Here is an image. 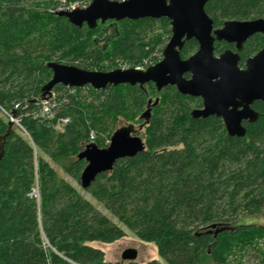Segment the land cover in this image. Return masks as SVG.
Returning a JSON list of instances; mask_svg holds the SVG:
<instances>
[{
  "label": "trees",
  "instance_id": "16d2710c",
  "mask_svg": "<svg viewBox=\"0 0 264 264\" xmlns=\"http://www.w3.org/2000/svg\"><path fill=\"white\" fill-rule=\"evenodd\" d=\"M58 1L0 0V264H112L88 244L118 241L124 229L153 243L165 264H230L249 249L264 264V226L246 223L264 219V105L253 103L258 119L244 123L241 138L229 137L217 117L191 118L199 99L170 86L158 92L152 83L86 86L75 95L58 85L52 90L57 112L34 117L52 75L47 64L88 71L78 64L115 57L139 62L162 43L159 28L170 38L167 19L79 28L56 15ZM204 11L216 29L226 21L264 19V0H209ZM263 46V36L247 40L239 66ZM224 48L215 42L214 54ZM196 50L195 40L187 41L180 56ZM10 118L17 125L9 127ZM62 118L68 122L58 131ZM118 118L142 125L143 150L81 189L113 222L58 170L78 180L85 167L78 154L89 144L106 148Z\"/></svg>",
  "mask_w": 264,
  "mask_h": 264
},
{
  "label": "water",
  "instance_id": "95a60500",
  "mask_svg": "<svg viewBox=\"0 0 264 264\" xmlns=\"http://www.w3.org/2000/svg\"><path fill=\"white\" fill-rule=\"evenodd\" d=\"M208 1L92 0L85 9L55 12L73 26L80 28L84 25L89 30L108 21L167 19L171 36L162 51V59L144 71L132 68L97 72L51 62L47 64L51 79L41 89V100L48 99L58 85L70 88L89 86L99 91L109 86L142 87L152 83L158 92L170 86L183 96L201 101V108L190 112L191 118L217 117L222 120L229 137H244V123L252 124L258 119V114L252 109L253 103L260 101L264 105V47L246 59L243 68L238 64L239 52L249 37L255 34L264 36V19L226 21L214 29L204 11ZM190 40H195L197 50L182 59L180 51ZM215 42L234 44L235 52L224 50L215 55ZM147 115L149 110L142 118ZM13 123L10 120L8 126ZM143 148L144 143L137 132H133L132 126L117 129L106 148L87 145L77 156L85 162L79 176L80 188L88 189L98 175L110 172L116 161L134 157ZM136 258L134 249H126L121 254L123 262H133Z\"/></svg>",
  "mask_w": 264,
  "mask_h": 264
},
{
  "label": "rangeland",
  "instance_id": "374dc122",
  "mask_svg": "<svg viewBox=\"0 0 264 264\" xmlns=\"http://www.w3.org/2000/svg\"><path fill=\"white\" fill-rule=\"evenodd\" d=\"M58 3H59V1H58ZM155 34L161 35L160 40L162 41V43L159 46L156 45L154 47V49L151 50V52L146 57L141 59V61H139V62L138 61L125 60V59L120 58V57H115L112 59H106V60L102 61L101 63H97V65H95V66L88 65L87 63H89V61L88 62H82L84 64H78V65H80L81 67L87 68L88 71L110 72V71H113L116 69H132V68L134 69L140 62H143V60H145V59L150 63H158V61H160V58L162 57V49H164V47L166 46V44L168 42L167 40H169V39H167L168 34L165 32L164 29L159 28L155 32ZM169 35L171 36V33ZM163 42H165V44ZM100 43L104 44V42L102 40L100 41ZM59 93H62V91H60ZM79 95L84 96V97H81L80 99L82 101H85L87 94H84V92L81 91ZM58 107H59V102H58V100H56V98H54L52 101H49L45 105L44 110L46 108L47 113L50 112L51 115H54L55 112H57ZM14 124L17 125V123H14ZM61 125H64V124L60 123V125L56 126V129L58 128L57 129L58 131H61V128H62ZM128 125H129L128 122L122 120L121 118H118V120H116V123H115L116 129H120L122 127H128ZM140 126H142V125L134 124V126H132L133 132L137 131V132H139V133H137V135L143 137L144 131L141 130L142 128ZM91 133L94 135L93 139H96L95 131L90 129L89 135H88L89 141H90V134ZM101 137L103 138L104 136H101ZM44 159L48 160V158H44ZM48 162H50V161L48 160ZM58 172H59V175H61L66 182H68L74 188H76L92 204L96 205L98 210L101 213H103L106 216H108L109 218H111L110 215L96 201H94L90 197V195H88L86 192L81 190L79 179L75 180V179L71 178L70 176L66 175L65 173H63L62 171L58 170ZM111 220L113 222H116V220H114L113 218H111ZM246 223L264 226V219L247 217ZM124 232H125V236L123 238H121L120 240L115 241L113 243L104 244V243H100V242H91L88 245L94 249H97V250H100L101 252H103L104 253V259L107 262H110L112 264H119V263L123 262L121 260V254L126 249H134L137 251V258L135 261L139 264H143V263L150 262V261H156V262H159L160 264H165L163 259H161L160 256L158 255L156 246L153 243L144 242V241L139 240L129 230L124 229ZM262 246H263V244H259V247H262ZM260 261L261 260H260V256H259L258 252L254 251L252 249H249L246 253H244L240 257H238L236 255L235 257L230 258V264H261Z\"/></svg>",
  "mask_w": 264,
  "mask_h": 264
},
{
  "label": "built area",
  "instance_id": "2783aa9c",
  "mask_svg": "<svg viewBox=\"0 0 264 264\" xmlns=\"http://www.w3.org/2000/svg\"><path fill=\"white\" fill-rule=\"evenodd\" d=\"M88 5H89V2L86 0H77V1L68 2V3L65 0H59V3L55 9V12L61 11V10L73 11L76 9H85ZM161 59H162V57L160 58V60ZM154 64H156V63H150L145 59V60H143V62H140L134 69L144 71L148 67L153 66ZM122 70H125V69H122ZM64 89L67 91V93L69 95H75L76 88L64 87ZM56 95H57V93L52 91L51 95L48 97V99L40 100L39 105H38L39 110L34 117L40 118V119H44V118L46 119V118H50V117L52 118L53 115H51L50 112L47 113L46 112L47 109L45 108V110H44V107L49 101H52L54 98H56L55 97ZM10 120H12L14 123H17L16 119L10 118ZM58 122L61 124H66L68 122V119L62 118V119H59ZM93 138H94V135L91 133L90 134V141L94 140Z\"/></svg>",
  "mask_w": 264,
  "mask_h": 264
},
{
  "label": "flooded vegetation",
  "instance_id": "af4514ba",
  "mask_svg": "<svg viewBox=\"0 0 264 264\" xmlns=\"http://www.w3.org/2000/svg\"><path fill=\"white\" fill-rule=\"evenodd\" d=\"M219 28H220V27H219ZM216 29H217V28H216ZM256 35L263 36V35H261V34H255V35H253V36H256ZM253 36L249 37L247 40H249V39L252 38ZM263 37H264V36H263ZM247 40H246V41H247ZM246 41H245V42H246ZM245 42H244V43H245ZM216 43H222V42H216ZM223 43H225L229 48H224L221 52H223L224 50H231V51L235 52V45H234V44H228V43H226V42H223ZM244 43H243V45H244ZM214 44H215V43H214ZM243 45H242V47H243ZM183 46H184V45H183ZM263 47H264V46H263ZM263 47H262V48H263ZM262 48H261V49H262ZM261 49H260V50H261ZM241 50H242V48H241ZM260 50H259V51H260ZM259 51H258V52H259ZM221 52H220V53H221ZM240 52H241V51H240ZM240 52H239V57H240ZM258 52H257V53H258ZM220 53H219V54H220ZM219 54H215V55H219ZM255 54H256V53H255ZM255 54H253L252 56L247 57L246 59H248V58H250V57H253ZM246 59H245V60H246ZM245 60H244V62H245ZM244 62H243V66H240L241 68L244 67ZM238 64H239V63H238ZM195 99H197V98H195Z\"/></svg>",
  "mask_w": 264,
  "mask_h": 264
}]
</instances>
